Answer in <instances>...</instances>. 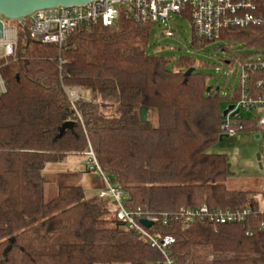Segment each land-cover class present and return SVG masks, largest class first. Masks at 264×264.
Here are the masks:
<instances>
[{"label":"trees","instance_id":"obj_1","mask_svg":"<svg viewBox=\"0 0 264 264\" xmlns=\"http://www.w3.org/2000/svg\"><path fill=\"white\" fill-rule=\"evenodd\" d=\"M13 22L19 26L17 53L0 56V264L165 261L117 218L111 199L64 182L46 199L47 166L90 147L129 209L153 215L203 203L254 209L244 222L197 221L184 229L178 221L156 222L151 231L175 237L169 251L176 264H264L261 200L254 197L264 199V187L227 185V154L209 152L224 120L221 89L208 91V76L196 68L185 75L195 67L192 58L181 57L172 67L171 58L147 53L153 24L126 17L114 26H81L62 47L28 42L23 25ZM223 38L264 53V25L228 29ZM66 88L80 98L72 102ZM258 119L255 113L234 123L242 124L238 132H261Z\"/></svg>","mask_w":264,"mask_h":264},{"label":"built area","instance_id":"obj_2","mask_svg":"<svg viewBox=\"0 0 264 264\" xmlns=\"http://www.w3.org/2000/svg\"><path fill=\"white\" fill-rule=\"evenodd\" d=\"M174 14L186 16L190 19L194 30V40L202 43L206 40L219 41L223 32L232 28L247 29L253 26L264 25V0H92L83 5L58 6L39 9L27 18L30 38L39 39L43 43L62 47L75 29L96 24L105 26L117 25L122 17L130 18L138 23H159L167 26L165 34L173 36V29L169 26ZM24 19V20H25ZM3 22V35L0 37V56L17 53L19 26L11 19H0ZM19 22V21H18ZM20 23V22H19ZM254 58L237 57L240 64V80L237 87L238 96L234 108L224 116L220 125L221 134L234 136L242 124L236 125L234 120L241 117L243 110H254L258 113V124L261 129L260 137L264 132V77L255 78L256 72L264 75V53ZM235 61V62H236ZM233 64V62H230ZM0 87L5 90L4 81L0 75ZM69 99L74 102L80 94L71 88H66ZM239 110L238 113L234 112ZM87 168L96 171L107 183V187L97 195L112 200L117 218L122 221L128 230L136 232L147 240L153 247L158 248L165 257L166 264H176L170 254V247L175 243L173 235L162 236L151 231L156 222L168 224L179 222L181 229L187 228L197 221H209L215 224L244 222L254 209L245 207H215L203 203L198 207L182 206L177 212H163L159 215L144 210L142 207L129 209L124 204L125 193L120 186L112 183L109 176L100 166L94 150L90 147L87 152ZM259 213L263 216L261 227L264 228V199L260 195ZM146 218L154 223L146 227L141 219ZM163 262H157L161 264Z\"/></svg>","mask_w":264,"mask_h":264},{"label":"rangeland","instance_id":"obj_3","mask_svg":"<svg viewBox=\"0 0 264 264\" xmlns=\"http://www.w3.org/2000/svg\"><path fill=\"white\" fill-rule=\"evenodd\" d=\"M0 19L9 20L0 15ZM12 22V20H10ZM13 23V22H12ZM174 35L167 36V26L155 23L150 30V40L147 53L171 58L173 67L181 57H190L195 61V68L208 76V87H219L222 96V107L231 104V98L237 93L240 80V64L236 56L250 52L251 56L258 58L261 50L244 46L227 38L208 42L203 45L194 43V30L190 19L186 16L174 14L169 22ZM236 61V62H234ZM230 62H234L230 64ZM255 114L254 110H243L241 116L249 117ZM255 131H240L234 136L225 137L209 148L211 153L227 154L231 164V174L227 185L233 189H249L264 187V166L260 168L257 154L264 158V132L257 138ZM261 134V133H260ZM87 152L84 154H70L64 161L49 164L45 170L46 199L53 198L57 193L59 182L79 184L90 191L95 183L99 188H106L107 183L96 171L87 168ZM113 183V182H112ZM204 258L210 262L212 255ZM161 264H166L165 262Z\"/></svg>","mask_w":264,"mask_h":264},{"label":"water","instance_id":"obj_4","mask_svg":"<svg viewBox=\"0 0 264 264\" xmlns=\"http://www.w3.org/2000/svg\"><path fill=\"white\" fill-rule=\"evenodd\" d=\"M91 1L92 0H0V15H3L4 17L11 19V20L19 21L23 25L25 35L27 37V41L29 42L32 39L30 38L29 29L24 19L27 18L29 15H31L36 10L54 8L58 6L83 5ZM2 35H3V22L2 20H0V37ZM194 70H195V67L189 68L186 71L185 75L189 76ZM211 89H212L211 86L208 87V91H210ZM233 108H234V104H229L223 110V116H226L228 112L232 110ZM147 111L148 110L146 106H142L140 108V119L143 123L148 121ZM238 112L239 110H236L234 114ZM225 137H229V136L227 134H221L220 141H222ZM256 137L259 138L260 134H257ZM257 157H258L260 168H263L261 153H258ZM230 168H231V164L228 163L227 165L228 174H231ZM141 223L144 224L146 227H151L154 222L152 220L143 218L141 219ZM11 248H12V245H9L5 249V254H7Z\"/></svg>","mask_w":264,"mask_h":264},{"label":"crops","instance_id":"obj_5","mask_svg":"<svg viewBox=\"0 0 264 264\" xmlns=\"http://www.w3.org/2000/svg\"><path fill=\"white\" fill-rule=\"evenodd\" d=\"M80 184L83 186L82 183H80ZM100 186H101V184H99V182H97V183H95V185L92 188L89 189L90 191H88L84 186L83 187H84L85 192L88 196H93V195H96L100 190L104 189V188H99Z\"/></svg>","mask_w":264,"mask_h":264}]
</instances>
